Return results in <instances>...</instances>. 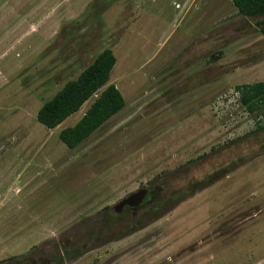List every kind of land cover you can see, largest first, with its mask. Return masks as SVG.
I'll return each instance as SVG.
<instances>
[{
  "label": "rangeland",
  "instance_id": "374dc122",
  "mask_svg": "<svg viewBox=\"0 0 264 264\" xmlns=\"http://www.w3.org/2000/svg\"><path fill=\"white\" fill-rule=\"evenodd\" d=\"M263 17L233 0H0V264H264V128L235 88L264 80ZM105 48L126 106L71 149L59 133L90 102L53 129L38 110ZM220 167L160 217L116 209Z\"/></svg>",
  "mask_w": 264,
  "mask_h": 264
},
{
  "label": "trees",
  "instance_id": "16d2710c",
  "mask_svg": "<svg viewBox=\"0 0 264 264\" xmlns=\"http://www.w3.org/2000/svg\"><path fill=\"white\" fill-rule=\"evenodd\" d=\"M233 1L243 16H264V0ZM257 25L264 34V17L257 21ZM116 63L117 58L113 49L105 48L102 50L76 78L68 80L50 99L45 101L38 110V121L50 129L56 128L72 114L78 112L85 103L90 102L79 120L74 125L63 128L59 133V137L68 147L76 148L126 106V99L120 88L115 83H110ZM235 88L240 92L241 104L257 117V129H263L264 124H261L260 117H264V80L238 84ZM255 131L253 130L251 133ZM227 169L228 167H220L206 178L190 182L184 190H175L171 196L165 194V188L162 185L151 186V191L138 205L139 209L134 212L131 211V214L138 216L140 220L151 212L156 217H160V211L170 201L175 200L178 196H185V194L202 186L204 187L205 184L213 180L215 181ZM163 181L167 185L171 183L168 179ZM151 184L153 185V183ZM167 191L170 192L168 189ZM130 210L131 208L124 209L122 212L129 214ZM109 229L110 226H107V230ZM73 248L74 246H72ZM60 262L62 264V259L58 260L57 264Z\"/></svg>",
  "mask_w": 264,
  "mask_h": 264
},
{
  "label": "water",
  "instance_id": "95a60500",
  "mask_svg": "<svg viewBox=\"0 0 264 264\" xmlns=\"http://www.w3.org/2000/svg\"><path fill=\"white\" fill-rule=\"evenodd\" d=\"M147 193V189L138 190L137 192L133 193L130 197L127 199L122 200L117 204L119 207H123L125 204H139L142 202L143 198L145 197Z\"/></svg>",
  "mask_w": 264,
  "mask_h": 264
},
{
  "label": "flooded vegetation",
  "instance_id": "af4514ba",
  "mask_svg": "<svg viewBox=\"0 0 264 264\" xmlns=\"http://www.w3.org/2000/svg\"><path fill=\"white\" fill-rule=\"evenodd\" d=\"M150 191H151V190L148 189V192L146 193V195H147ZM146 195H145V196H146ZM143 199H144V198H143ZM142 201H143V200H142ZM138 207H139V206H138ZM129 208H131V210L133 211V209H135L134 204H132V203H131V204H130V203H129V204H125L123 207L116 206V209H118L119 211H120V210L123 211L124 209H129ZM119 211H118V212H119ZM133 212H134V211H133Z\"/></svg>",
  "mask_w": 264,
  "mask_h": 264
}]
</instances>
